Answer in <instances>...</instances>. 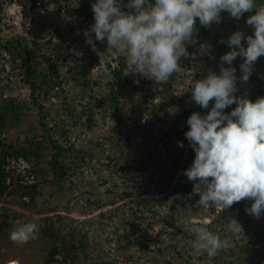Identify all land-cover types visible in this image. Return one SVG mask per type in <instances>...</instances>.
Wrapping results in <instances>:
<instances>
[{
  "label": "rangeland",
  "instance_id": "374dc122",
  "mask_svg": "<svg viewBox=\"0 0 264 264\" xmlns=\"http://www.w3.org/2000/svg\"><path fill=\"white\" fill-rule=\"evenodd\" d=\"M248 15H251L250 12ZM232 18L228 16L227 20ZM14 19L20 23V26L26 23L20 14ZM227 20L224 21L225 24L222 22L224 27H221L219 22L217 27L211 30V36L217 32L222 35L223 29L227 27H229L227 34L238 30L243 31L245 36L254 34V30L246 24V21H241V24L235 22L236 26L232 28ZM39 24V28L33 33L23 32L25 35L22 36L23 43L27 49H32L41 55L35 62L38 70H42L46 55L57 61L62 88L56 86L52 89L46 90V87L37 90L35 95L42 107L41 113L36 105L31 106L33 101L31 96L25 97L23 91V96L21 95L20 98H27L30 105L28 110L25 109L26 116L23 117L22 122L16 124V127L11 126L9 130L3 131L2 138L5 137L3 140L8 145L14 141L21 143L30 135L35 137L46 135L39 121L44 114V120L51 128L50 132L54 138L60 144L70 146L67 153L74 160L70 171L72 180L70 178L65 180L59 192L54 188L52 196L50 181L53 177L44 172L46 175L42 178L43 184L40 186L44 200L39 198L37 206L40 207L45 203L55 205L56 211L42 214L26 211L17 205L12 208L23 210L34 217L33 223L40 222L39 219L48 216L49 213V215H66L70 218L68 225L74 227L76 233L84 234L88 241L87 250L92 264H264V212L259 218L247 213L241 223L243 227L241 234L229 233L226 226L221 229L217 225H211L209 230L219 234L221 238L230 239L231 247L226 251L221 250L212 258L208 257L207 253L195 256L191 254L190 244L181 240L183 238L181 232L190 231L191 226L201 220H206L209 224L216 214L214 209L218 207L205 209L190 203L192 205L188 208H191V213L187 210L180 218H176L169 210L167 214L157 211L158 208L168 209L167 195L170 190L156 193L149 191L142 194H140L141 189L139 190L141 187L139 181L144 180L137 173L142 163V152L152 147L162 150L164 154L166 150L162 137L172 126L174 127L173 123L182 107L185 105L186 108L198 110L200 106L192 100L191 88L193 82L205 78L209 71L216 72L215 59H219L218 56L216 57L217 51L209 46L207 53L202 54L201 46L193 47V43L186 45L190 61L186 62V65H181L183 71L174 73L169 81L162 85L156 84L140 73L132 72L129 74L132 76L131 84L123 89L115 88L114 95L118 99L115 101L110 90L112 72L109 68L105 71L104 68L99 67V56L92 50L91 45L86 43V36L72 33L62 28L61 24L56 25L57 28L51 31L54 22ZM49 25L52 26L49 28L50 31L43 32L40 29L42 26L47 30ZM91 35L96 48L100 52H105L106 40L96 41L95 34ZM222 37L227 39L226 35ZM244 44L246 45V40ZM110 59L112 66L120 67L124 63L127 67L124 70H132L127 64L126 52L116 53ZM242 63L243 61L235 62L237 88L240 91L242 89L243 94L240 93V96L249 98V93H252L255 87H264V56H260L254 63L253 71L246 83L240 79ZM15 72L11 84L18 85L14 93L19 96L21 94L19 85L22 82ZM86 79L90 82L83 88L80 81L84 84ZM10 92V88H6L7 97ZM100 99L104 101L103 106L98 105ZM171 106L179 108L174 115L167 111ZM86 107L87 111L90 107L94 111L95 124L91 127L85 125L87 118L81 115ZM71 109H74L73 112H70ZM73 115H81V117L77 116L75 122ZM149 117L153 120L150 126H147L146 120ZM30 122H33L32 125ZM139 122L145 124L138 127ZM183 125L181 121L176 127L180 128ZM63 129L67 132L63 133ZM120 131L125 134L129 131L136 133L130 146L123 147L114 143L116 134ZM45 138L48 140L47 136ZM47 144L49 147L50 143ZM79 150L85 151L83 161L78 158ZM187 151L188 146L185 148V155ZM44 167L48 171V167ZM153 167L157 169L156 174L163 173L158 166ZM173 184H177L176 179ZM126 191H132L134 195L123 198L121 195ZM142 197L153 202V210L134 202ZM253 202L245 199L244 207L250 208ZM17 244L23 245V243ZM244 244H250L247 258L244 261L236 260L237 256L231 255L232 251ZM14 246L10 249L5 248L4 255L7 257L3 263L20 264L18 261L8 259L16 257L24 260L26 264H42L40 254L32 257L25 255L30 251L29 247H26L24 253L11 255L10 251Z\"/></svg>",
  "mask_w": 264,
  "mask_h": 264
},
{
  "label": "clouds",
  "instance_id": "9594fccd",
  "mask_svg": "<svg viewBox=\"0 0 264 264\" xmlns=\"http://www.w3.org/2000/svg\"><path fill=\"white\" fill-rule=\"evenodd\" d=\"M91 7L95 22L84 34L86 43L99 56V67L107 71L111 56L126 52L127 64L132 70L123 74L140 73L158 85L166 84L174 73L183 71L180 61L189 56L186 45L195 43L197 18L200 25L208 28L221 21V12L229 13L240 24V18L247 15L246 24L254 34L245 36L243 31H235L227 40L231 50L221 56L219 74L209 71L205 78L193 82L191 98L195 104L207 109L214 100V105L206 115L193 112L187 120L189 130L185 137L195 152V159L184 175L195 182L192 194L199 196L197 207L228 209L248 199L254 202L245 211L259 218L264 212V97L253 102L247 96L236 95L239 89L232 63L237 56L244 58L240 79L246 83L254 63L264 56V3L258 4L257 0H155L154 3L128 0L122 5L120 0H96ZM122 7L130 11H123ZM92 33L96 41L106 40L105 52L96 48ZM242 40H246V47ZM208 50L209 46L201 45L202 54ZM233 104L236 107L225 113L224 109ZM167 111L174 115L179 108L171 106ZM179 146L183 147V143L179 142ZM157 211L167 214L168 209ZM188 211L191 213V208ZM207 224L208 221L201 220L190 228L194 234V239L188 242L192 255L207 253L212 258L231 247L230 239L214 234ZM226 227L229 233H243L242 225L232 216ZM38 232L36 223H18L9 238L14 243H27L36 239Z\"/></svg>",
  "mask_w": 264,
  "mask_h": 264
},
{
  "label": "trees",
  "instance_id": "16d2710c",
  "mask_svg": "<svg viewBox=\"0 0 264 264\" xmlns=\"http://www.w3.org/2000/svg\"><path fill=\"white\" fill-rule=\"evenodd\" d=\"M123 1L124 0H120L121 4H123ZM152 1L154 2V0ZM228 16L230 18L229 13L221 12V27H224V21L227 20ZM246 16L247 15H243L240 20L246 21ZM235 21L239 20L235 18L227 20V22H229L228 25L230 24V27L232 28L236 26ZM218 24L219 23H213L210 27L205 28L204 26L200 25L199 19L197 18L195 25L197 31L193 36V39L195 40L193 47L208 45L212 46V48L217 51L216 57L218 56L219 59L217 60L219 61L217 62L215 59L216 63L214 65L217 74L220 72V65L222 63L221 56L231 50L227 44V40L233 34L231 32L227 34L229 28L227 27L223 29L222 34L223 36L226 35L227 39L223 38L218 32L211 36V30L217 27L216 25ZM242 43H244V40H242ZM7 46L13 55V73L16 71L15 74L21 76L18 79L22 83L19 85V90L21 91L19 96H16L14 93L15 87L17 88L18 85L13 86L11 84L12 81H10L9 85L0 88V260L7 257V255H4L5 248L10 249V247L15 245L14 249L10 251L11 255H16V253L21 252L24 253L29 247L30 251L26 252L25 255L32 257L36 254H40L42 264H92L87 250L88 241L86 240L84 234L76 233L75 228L68 225L67 222H69L70 218L66 217L64 214L49 215V213L48 216L46 215V217H41L39 219L40 222L36 223L39 228L37 238L30 239L27 243H23V245H18L9 238V233L15 227H17L18 223L23 224L34 222L35 220L34 217L25 211L12 207L19 206L26 211L42 214L56 211L55 205H48L45 203L40 207L37 206V201L39 198L44 200L42 199L43 193L40 189L41 184H43L42 178L46 175L44 172L53 177L52 181H50L52 184V190L50 192L53 196L54 188H56V190L59 192V190L62 189L63 182H65V180L68 178L72 180V173H70V171H72L74 160L71 159L67 153L70 150V146L67 147L63 144H60L51 134V128L47 126L44 120V114L40 117L39 121L43 126V130L46 135H40L39 137L30 135L26 137L21 143L14 141L8 145L5 144L3 140L5 137L2 138L3 131L6 129L9 130V127L11 126L16 127L17 123L22 122L23 117L26 116L25 109L28 110L30 106L28 104L27 98H20L23 91L22 89L25 87L30 88L31 91L29 95L33 100L31 106L36 105L39 113H41L42 107L35 95L37 90L45 89L46 87V90L48 88L52 89L56 88V86L57 88H62V81L60 79L57 61H54L50 55L44 56L42 70L40 71L35 67L36 59L41 56L39 53L32 49H24L21 46L20 41L16 39L9 42ZM189 51H191V49H189ZM189 61V57L182 58L181 65H186L185 63ZM242 61H244V58L237 56L233 61L232 66L235 67V62ZM224 66L227 67L228 65L224 64ZM108 68L113 75V79L110 83V90L113 93L112 99L117 101V96L114 95L115 88L119 87L120 89H123L127 85L131 84L132 76L123 74L127 71L124 70L125 68L127 69L124 63H122V66L120 67H114L110 63ZM89 82V79H86L84 84L81 81L80 84L84 88L89 84ZM6 88H10L11 90V94L8 97L4 92ZM240 93L243 94L242 89L241 91L239 89L236 95L240 96ZM249 94V99L254 102L256 99L264 97V87L260 88V86H257L252 90V93ZM90 96L94 97L93 94H90ZM98 101V105L103 106L104 101L101 99ZM213 105L214 100L210 101L209 107L207 109L198 107L197 110V108H186L184 105L182 110L179 112L176 121L173 123L174 127L172 126L170 131L166 132V135L162 137L164 142L163 146L166 150L164 154H162V150L158 148L153 149L152 147L142 152L141 161L143 164L141 163L140 167L137 169L138 176L144 179L139 181V186H141L139 188V190L141 189L140 194L147 193L149 191L151 193H156L170 190L167 195V208L175 215L176 218H180L185 214V211L188 210V207L192 205L190 203H195L194 205L196 206V201L199 200L198 195L192 194L195 182L188 180L187 176L184 175L185 170L191 167L195 159V152L185 137V133L189 130L187 120L193 112H199L202 116L206 115L211 110ZM235 107L236 105L233 104L224 109V111L225 113H230ZM71 110L72 111H69L73 112L74 109ZM88 110L89 111H87V107L84 108L81 115H84L87 118L85 125L91 127L95 124V119H93L94 111L92 107H90ZM69 114L72 115L73 113ZM81 115H73L74 121L77 122V116L81 117ZM152 120L153 118L149 117L146 120V125L150 126ZM181 121L184 123V125L180 128L176 127V125H178ZM32 123L33 122H30L31 125ZM144 124L145 123L139 122L138 127L143 126ZM62 132L66 133L67 131L63 129ZM135 135L136 133L130 131L126 132V134L123 131H120L116 134V140L114 143L123 147L130 146ZM45 136L48 137V140L45 138ZM179 142L183 143V147L179 146ZM47 143H50L49 147ZM187 146L188 151L185 155L184 151ZM10 154L22 155L33 165L35 173L39 179L36 185L32 186L18 184L15 179L13 180L12 184H8L6 182L7 174L4 171L3 164L5 156ZM77 155L79 156V160L83 161L85 159V151L79 150ZM44 166L48 167V171L44 169ZM153 166H158L159 169L163 171V173L161 175L156 174L157 169ZM139 177H137V179H139ZM175 179L177 184H173ZM17 194H19V196L28 195L30 200L27 202L23 201L21 198L18 199L16 198ZM132 195H134L132 191H126L121 196L126 198ZM134 202L137 205L143 204L144 206L153 210L154 205L150 199H144L142 197L136 199ZM245 209L244 200L234 203L228 209H214L216 210V214L212 217L207 227L210 229L211 225H217L222 229L227 225V221L230 216L237 219L241 224L247 215ZM181 233L183 237L181 240L189 242L190 240L194 239V234L189 230L183 231ZM40 239L44 240L40 241ZM249 249L250 244L240 245L238 248L232 251L231 255L237 256L236 260L243 259L244 261L247 258ZM9 258L19 259L16 257ZM20 262L21 264H26L24 260H20Z\"/></svg>",
  "mask_w": 264,
  "mask_h": 264
},
{
  "label": "built area",
  "instance_id": "2783aa9c",
  "mask_svg": "<svg viewBox=\"0 0 264 264\" xmlns=\"http://www.w3.org/2000/svg\"><path fill=\"white\" fill-rule=\"evenodd\" d=\"M95 2L96 0H0V88L9 85L14 75L13 55L7 46L9 42L15 39L19 40L21 46L26 48L22 38L25 36L23 32L33 33L39 28L40 22L46 24L54 22L53 30L57 28L56 25L61 24L62 28L72 33L84 34L86 30L91 29L95 22L91 7ZM149 2L151 3L152 0ZM127 3L128 0L123 1V4ZM257 3H264V0H257ZM122 10L130 11L123 7ZM17 14L26 20L24 26H20V23L14 19ZM50 27L52 26H47L46 30L41 26L40 29L47 32L50 31ZM22 90L25 92L24 96L29 95L31 91L29 87ZM5 95L7 96L6 93ZM3 168L7 174L6 182L8 184H12L14 179L18 184L32 186L39 181L33 165L22 155H6ZM16 198L27 202L30 200L28 195L19 196L17 194ZM3 261L1 259L0 264H3Z\"/></svg>",
  "mask_w": 264,
  "mask_h": 264
},
{
  "label": "crops",
  "instance_id": "0c3cea01",
  "mask_svg": "<svg viewBox=\"0 0 264 264\" xmlns=\"http://www.w3.org/2000/svg\"><path fill=\"white\" fill-rule=\"evenodd\" d=\"M20 253H18V255H19ZM3 264H7V263H3ZM12 264H15V263H12ZM21 264V263H20Z\"/></svg>",
  "mask_w": 264,
  "mask_h": 264
}]
</instances>
